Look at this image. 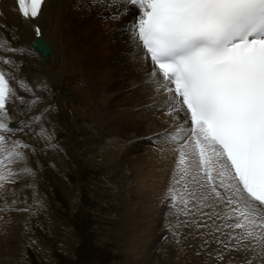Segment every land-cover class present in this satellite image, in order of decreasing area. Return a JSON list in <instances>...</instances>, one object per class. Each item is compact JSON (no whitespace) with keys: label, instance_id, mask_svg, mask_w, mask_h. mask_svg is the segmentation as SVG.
I'll return each instance as SVG.
<instances>
[{"label":"snow or ice","instance_id":"1","mask_svg":"<svg viewBox=\"0 0 264 264\" xmlns=\"http://www.w3.org/2000/svg\"><path fill=\"white\" fill-rule=\"evenodd\" d=\"M46 2L15 0L35 35L26 48L0 40V187L29 147L20 137L35 118L17 121L15 102L27 84L20 61L44 56L41 46L50 53L36 23ZM89 8L124 34L151 110L163 117L155 139L176 154L158 197L166 219L199 216L197 227L230 251L264 253V0H95Z\"/></svg>","mask_w":264,"mask_h":264},{"label":"rangeland","instance_id":"2","mask_svg":"<svg viewBox=\"0 0 264 264\" xmlns=\"http://www.w3.org/2000/svg\"><path fill=\"white\" fill-rule=\"evenodd\" d=\"M69 39H64L63 46L65 74L49 85V101L43 113L37 112L33 129L23 141L29 146L21 150L25 158L17 162L14 179L0 187V237H7L9 243L7 252L0 250V264H135L128 249V165L108 156L110 138L105 135L107 125L95 115L98 103L88 82L90 73L81 60L68 54ZM61 89L74 98L79 162L70 157V146L64 141L57 103ZM40 96L34 90L33 104H38ZM196 221L201 222H189L194 241L182 250L177 245L178 228L174 235L165 223L160 242L178 258L167 264H264L259 250L230 251L217 239L203 243L202 234L207 231L197 227Z\"/></svg>","mask_w":264,"mask_h":264},{"label":"bare ground","instance_id":"3","mask_svg":"<svg viewBox=\"0 0 264 264\" xmlns=\"http://www.w3.org/2000/svg\"><path fill=\"white\" fill-rule=\"evenodd\" d=\"M94 2L95 0H47L43 6V14L36 23L42 29V39L49 42L50 45L46 43L51 50L46 59L37 53L34 58L20 61L27 84L17 89L19 96L15 102L14 118L17 121L21 118H35L37 112L44 109L43 105L49 101V85L53 82L55 85L57 77L65 74L63 46L64 39L70 38L67 52L81 60L90 73L87 75L88 82L98 103L95 115L107 125L105 135L110 138L108 156L111 160L122 159L130 172L131 194L127 200V225L131 239L128 249L133 253L131 259H135V264H150L156 260L167 264L178 258H173L160 242V236L166 232L165 223L172 226L166 228L171 232L178 228L177 245L182 250L183 246L194 241L190 220L199 219L200 223L204 220L191 214L183 218V213L169 215L166 219L168 209L160 205L158 197L169 183L176 154L170 147H162L163 141L155 139L156 134L163 130V117L158 118L151 110L154 101L150 90L144 86L146 75L140 58L134 50H130L124 34L115 30L116 23L102 19L100 10L89 8V4ZM0 4V40L18 42L21 48H26L35 39L32 28L15 14V0H0ZM130 18L131 16L126 17ZM34 90L42 95L38 104H33ZM62 90H58L57 103L64 123V141L67 140L70 146V157L79 162L80 155L75 149L77 118L73 109L74 98L68 97V91ZM34 122L35 119L30 121L31 130ZM29 132L20 139L24 141ZM17 162L9 166L13 173L16 172ZM204 230L207 233L201 231V241L213 243L216 238L210 234L209 228L205 227ZM7 233L9 232H6V236ZM215 236L219 237L220 234L216 233ZM0 239V250L5 253L9 249L8 238L3 236ZM139 254L141 257L136 258ZM156 255H159V259L155 260Z\"/></svg>","mask_w":264,"mask_h":264},{"label":"water","instance_id":"4","mask_svg":"<svg viewBox=\"0 0 264 264\" xmlns=\"http://www.w3.org/2000/svg\"><path fill=\"white\" fill-rule=\"evenodd\" d=\"M42 40H43V39H42ZM43 43H44V45H47V46L49 47V45H48L44 40H43ZM49 48H50V47H49ZM50 50H51V49H50ZM40 51L44 53V56H46V55L49 54L48 49L45 48V47H43V46H41Z\"/></svg>","mask_w":264,"mask_h":264}]
</instances>
